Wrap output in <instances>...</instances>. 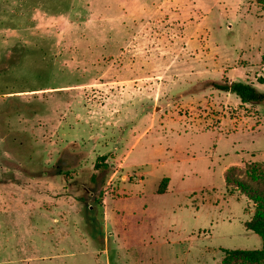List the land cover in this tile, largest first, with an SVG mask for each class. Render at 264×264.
<instances>
[{
	"label": "rangeland",
	"instance_id": "rangeland-1",
	"mask_svg": "<svg viewBox=\"0 0 264 264\" xmlns=\"http://www.w3.org/2000/svg\"><path fill=\"white\" fill-rule=\"evenodd\" d=\"M263 53L262 0H0V264L259 249L264 103L211 83Z\"/></svg>",
	"mask_w": 264,
	"mask_h": 264
},
{
	"label": "trees",
	"instance_id": "trees-1",
	"mask_svg": "<svg viewBox=\"0 0 264 264\" xmlns=\"http://www.w3.org/2000/svg\"><path fill=\"white\" fill-rule=\"evenodd\" d=\"M262 5L264 6V0H262ZM261 63L264 65V53L261 56ZM257 81L263 83L260 78ZM211 86L219 91L235 94L241 104L264 103V91L258 90L250 82H212ZM159 190H162L161 187ZM251 196L256 207L251 218L243 223V227L260 238L261 246L254 250L224 249L223 264H264V192L251 193Z\"/></svg>",
	"mask_w": 264,
	"mask_h": 264
},
{
	"label": "crops",
	"instance_id": "crops-1",
	"mask_svg": "<svg viewBox=\"0 0 264 264\" xmlns=\"http://www.w3.org/2000/svg\"><path fill=\"white\" fill-rule=\"evenodd\" d=\"M57 123H58L57 128L61 127L60 122L58 121ZM54 126H55V125H54Z\"/></svg>",
	"mask_w": 264,
	"mask_h": 264
}]
</instances>
